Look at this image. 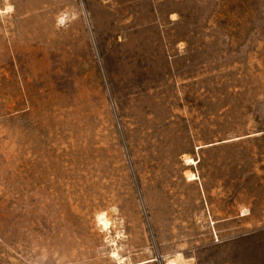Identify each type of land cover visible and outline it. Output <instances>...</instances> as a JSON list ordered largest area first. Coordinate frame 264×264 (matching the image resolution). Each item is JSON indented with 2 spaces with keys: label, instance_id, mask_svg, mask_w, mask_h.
Listing matches in <instances>:
<instances>
[{
  "label": "rangeland",
  "instance_id": "1",
  "mask_svg": "<svg viewBox=\"0 0 264 264\" xmlns=\"http://www.w3.org/2000/svg\"><path fill=\"white\" fill-rule=\"evenodd\" d=\"M0 264H264V0H0Z\"/></svg>",
  "mask_w": 264,
  "mask_h": 264
}]
</instances>
